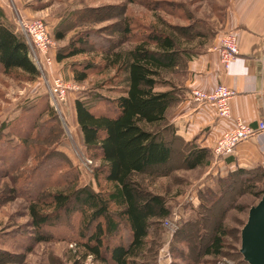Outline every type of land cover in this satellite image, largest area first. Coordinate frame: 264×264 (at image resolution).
<instances>
[{
  "label": "trees",
  "instance_id": "obj_1",
  "mask_svg": "<svg viewBox=\"0 0 264 264\" xmlns=\"http://www.w3.org/2000/svg\"><path fill=\"white\" fill-rule=\"evenodd\" d=\"M126 1L142 3L147 0ZM66 20L55 28L54 39H66V30L61 28ZM131 26V20L125 18L118 39L88 30L72 38L54 55L58 63H63L87 53L90 41L101 49L102 61L72 63L73 79L84 82L101 66L106 72L115 70L110 80L120 82L117 97L94 93L90 99H75L83 145L89 158L99 162L92 171L97 190L91 185L80 186L78 167L56 150V140L51 138H62L64 129L48 94L40 96L18 117L0 125V162L7 165L4 168L0 165V176L5 179L18 173L12 178L13 196L26 194L30 199L29 214L35 242L50 240L43 234L46 227L65 226L74 232L76 221L81 217L78 235L72 241L83 250L85 257L92 256L103 264H141L149 249V236L154 226L171 215L165 197L144 188L136 179L137 175L147 174L153 178L170 175L175 168L171 164L176 153L183 167L189 170L207 166L213 160L211 148L187 142L177 134L168 113L182 98L181 88L170 76L180 68L186 72L188 61L203 53L194 49L193 42L204 43L214 38L217 31L201 24L169 25L170 30L154 28L138 43L124 48L123 44L133 37ZM0 68L6 74H22L30 82L41 76L25 36L8 23L1 5ZM163 87L165 89H160ZM35 139L40 143L30 145V140ZM38 148L42 149L39 164H49L42 181L35 179L39 165L36 169L19 168ZM260 177L264 178L262 165L238 167L228 178L219 180L216 190L226 192L237 178H242L241 193L257 194L256 179ZM60 184L67 187H59ZM216 190L208 188L204 195L208 199ZM202 208L206 209L204 205ZM225 237V228L216 227L205 247V255L222 256ZM237 254L241 264H248L239 249Z\"/></svg>",
  "mask_w": 264,
  "mask_h": 264
},
{
  "label": "rangeland",
  "instance_id": "obj_2",
  "mask_svg": "<svg viewBox=\"0 0 264 264\" xmlns=\"http://www.w3.org/2000/svg\"><path fill=\"white\" fill-rule=\"evenodd\" d=\"M0 5L6 9L8 23L15 31L19 18L46 22L55 43L51 50L54 56L55 52L65 47L72 38L88 30L118 39L125 18L131 20L133 37L123 44L124 48L132 47L154 28L170 30L169 25L201 24L213 28L218 33L225 20L228 0H147L142 3H128L126 0H0ZM64 19L67 20L61 28L66 30L67 37L58 41L54 39V31ZM213 41L214 38L207 39L204 43L195 41L193 46L196 51L205 52ZM89 43L87 53L83 55L63 63H58L54 58V62L46 64L42 70L38 67L41 76L35 82L28 81L25 76L16 72L6 74L0 68V125L18 117L40 96L48 94L64 129L62 138H51L56 140V150L78 167L80 186L91 185L97 190L92 171L93 166L99 162L89 158L79 127H73L69 122V107L66 103L68 99H90L94 93L117 97L120 94L117 87L120 82L110 80L113 79L115 70L106 72L101 66L93 70L84 82L79 83L73 79L72 63L84 60L102 61L99 54L101 49L91 45L90 41ZM98 46H101L100 42ZM56 75L63 77L64 82L70 86L65 99L57 104L48 91L49 81ZM184 77L185 72L181 68L170 76L177 85L183 82ZM50 128L52 129V126ZM30 142V145L40 143L38 139ZM41 150L34 149L22 164L23 167H19L36 169L40 166L35 178L39 179L38 181L45 180L49 165L39 164L38 156L41 155ZM86 158L90 160L89 165L85 162ZM0 165L7 167L2 162ZM171 165L175 168L168 176H136L144 188L165 197L171 210V215L166 219H170L174 224L168 228L164 225L165 219L157 222L149 236V249L140 263L241 264L237 254L241 247V230L247 222L251 206L264 194V178L256 179L255 192L258 195L248 191L241 193L242 178H237L228 191L219 193L216 190L219 180L228 178L232 169L219 167L214 154L209 165L194 170L183 167L178 153L174 155ZM17 174L15 172L5 179L0 176V264H103L92 256L85 257L83 250L78 249L72 241L78 235L81 217L76 221L74 232L65 226L46 227L43 234L48 235L50 240L35 242V230L29 214L30 199L26 194L13 196L12 188L15 184L12 178ZM60 185L59 187H67ZM208 188L216 192L207 199L204 192ZM202 205L206 209L202 208ZM219 225L226 231L225 252L220 257L206 256L205 247Z\"/></svg>",
  "mask_w": 264,
  "mask_h": 264
},
{
  "label": "crops",
  "instance_id": "obj_3",
  "mask_svg": "<svg viewBox=\"0 0 264 264\" xmlns=\"http://www.w3.org/2000/svg\"><path fill=\"white\" fill-rule=\"evenodd\" d=\"M4 8V7H3ZM7 16L8 13L4 8ZM227 32H235L239 54L225 70L220 61L219 47ZM219 84L234 89L230 98L231 117L220 119L215 104L197 101L193 89L212 92ZM181 88L182 98L168 113L170 124L185 141L200 147L213 148L217 139L232 128L235 119L256 127L264 114V0H228L222 29L208 49L188 61ZM69 122L79 127L75 100L68 99ZM264 166V131L243 141L218 166L236 169Z\"/></svg>",
  "mask_w": 264,
  "mask_h": 264
},
{
  "label": "built area",
  "instance_id": "obj_4",
  "mask_svg": "<svg viewBox=\"0 0 264 264\" xmlns=\"http://www.w3.org/2000/svg\"><path fill=\"white\" fill-rule=\"evenodd\" d=\"M17 31L25 36L30 48V55L41 70L46 64L54 62V56L51 50L54 48L55 43L51 38L46 22L38 19L29 20L19 18L17 21ZM219 53L223 68L228 70L232 61L239 54L238 39L235 32H227L223 35ZM48 87L49 94L56 104L58 101L65 99L67 91L70 88L60 75L54 76L49 81ZM234 94V89L224 84H219L212 92H206L200 89H193L191 91V95L195 100L213 102L220 119H228L231 117L229 101ZM262 131H264V114L258 121L256 127L244 122L240 118L235 119L234 126L226 130L217 139L212 148L215 160L225 159L236 150L240 143ZM85 162L87 165L90 164L88 158L85 159ZM164 225L168 228L174 226L170 219H165Z\"/></svg>",
  "mask_w": 264,
  "mask_h": 264
},
{
  "label": "water",
  "instance_id": "obj_5",
  "mask_svg": "<svg viewBox=\"0 0 264 264\" xmlns=\"http://www.w3.org/2000/svg\"><path fill=\"white\" fill-rule=\"evenodd\" d=\"M240 253L248 264H264V194L249 210L241 230Z\"/></svg>",
  "mask_w": 264,
  "mask_h": 264
}]
</instances>
